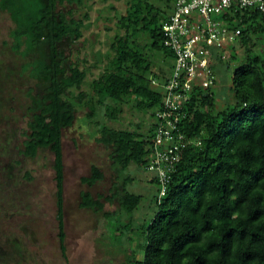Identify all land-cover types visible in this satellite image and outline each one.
I'll return each instance as SVG.
<instances>
[{
	"label": "trees",
	"instance_id": "trees-1",
	"mask_svg": "<svg viewBox=\"0 0 264 264\" xmlns=\"http://www.w3.org/2000/svg\"><path fill=\"white\" fill-rule=\"evenodd\" d=\"M73 1L81 4L83 0H0V9L13 22L11 47L29 57L24 68L35 80L29 93L30 133L23 153L33 157L38 150L49 149L53 154L57 239L64 260L62 130L73 123L80 106L89 107L88 119L101 107L107 118L117 119L121 105L128 104L148 115L144 129L141 123L115 128L95 121V134L111 149L117 170L134 163L148 171L156 129L152 118L174 66L161 22L175 0H126L125 11H117L103 59L94 65L101 69L89 82L92 94L75 93L88 70L72 62L67 49L82 37L85 25L82 17L75 19L58 8ZM227 26L240 28V34L213 53V85L194 86L189 101L177 111L182 116L180 131L199 142L180 146L178 160L167 168L163 195H159L158 174L148 171V181L156 184L151 215L136 228L140 230L134 246L137 253L125 247L124 264H264V11L232 10ZM237 49H242L240 55ZM165 57L173 60L167 68L161 65ZM230 62L235 65L229 87L233 101L219 104L216 74L220 65ZM103 176L93 165L81 181L93 185ZM102 197L82 191L80 206L102 211ZM104 198L116 199L120 206L119 213L104 212L111 230L116 216L123 220L129 215L119 226L117 235L122 238L110 237L119 246L128 245L134 239L132 228L126 227L133 223L130 218L142 194L122 185ZM123 228L128 229L126 236Z\"/></svg>",
	"mask_w": 264,
	"mask_h": 264
},
{
	"label": "rangeland",
	"instance_id": "rangeland-1",
	"mask_svg": "<svg viewBox=\"0 0 264 264\" xmlns=\"http://www.w3.org/2000/svg\"><path fill=\"white\" fill-rule=\"evenodd\" d=\"M58 8L75 19L83 18L82 37L67 49V55L72 62L88 70L84 83L74 92L83 90L92 94L89 82L101 69L94 65L98 59H103L102 54L115 30L117 13L125 11L126 0H83L81 4L73 1ZM12 27L8 12L0 9V264H124L125 247L134 251L135 242L140 239V230L136 228L150 218L151 195L156 184L148 181L150 172L139 169L134 163L124 170L116 169L110 158L111 149L97 139L95 121L115 128H134L136 123H141L144 129L148 125V115L122 104L117 119L107 118L103 107L88 119L89 107L80 106L73 123L62 130L67 257L64 260L57 239L53 154L49 149H40L33 157L23 153L24 141L30 133L27 127L29 93L35 80L24 68L29 57L11 47ZM241 50L237 49L239 55ZM172 62L165 57L161 65L167 68ZM234 66L230 62L218 68L214 89L219 104L233 101L229 87ZM93 165L99 167L104 176L93 185H87L81 178L90 175ZM124 177L130 178L125 184ZM122 185L141 193L142 199L131 215L132 225L126 227L132 228L129 232L134 240L119 246L111 242L110 237L114 234L117 239L122 238L117 235L121 231L119 226L129 215L125 214L123 220L116 216L111 230L104 212L119 213L120 206L116 199L107 201L104 197L110 195L112 188ZM82 191L93 197L102 195L103 210L94 212L81 207ZM126 228H123L125 236L129 233H125Z\"/></svg>",
	"mask_w": 264,
	"mask_h": 264
},
{
	"label": "built area",
	"instance_id": "built-area-1",
	"mask_svg": "<svg viewBox=\"0 0 264 264\" xmlns=\"http://www.w3.org/2000/svg\"><path fill=\"white\" fill-rule=\"evenodd\" d=\"M235 9L263 12L264 0H175L161 22L164 45L174 54V66L152 118L156 129L147 170L159 176V195L165 192L167 168L178 160L180 146L199 142L180 131L182 116L177 111L189 101L194 86L207 89L213 85V53L240 34V28L229 30L227 26L228 15Z\"/></svg>",
	"mask_w": 264,
	"mask_h": 264
}]
</instances>
